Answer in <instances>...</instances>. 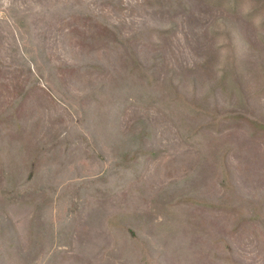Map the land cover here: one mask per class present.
<instances>
[{
	"label": "rangeland",
	"instance_id": "rangeland-1",
	"mask_svg": "<svg viewBox=\"0 0 264 264\" xmlns=\"http://www.w3.org/2000/svg\"><path fill=\"white\" fill-rule=\"evenodd\" d=\"M261 1L0 0V264H264Z\"/></svg>",
	"mask_w": 264,
	"mask_h": 264
},
{
	"label": "trees",
	"instance_id": "trees-1",
	"mask_svg": "<svg viewBox=\"0 0 264 264\" xmlns=\"http://www.w3.org/2000/svg\"><path fill=\"white\" fill-rule=\"evenodd\" d=\"M148 2H152V0H147ZM242 0H228V2L231 4V6H233L235 9L240 7L239 6V2ZM158 3H160V5L164 8L166 7L168 9V11H178L180 9V7L182 6H186L188 4V0H178V3L174 2L173 4H170L169 0H158ZM264 0L261 1V4L259 6V9H255V7H253L252 9H250L249 14H253L255 12H258L260 9H263L264 6ZM264 21V19H263ZM160 36H165L167 33L170 32V30L167 29H159L158 30ZM131 233H133V235H135V233L133 231H130Z\"/></svg>",
	"mask_w": 264,
	"mask_h": 264
}]
</instances>
